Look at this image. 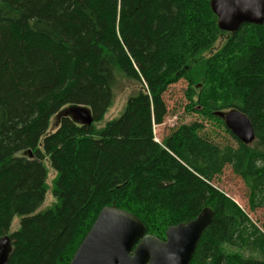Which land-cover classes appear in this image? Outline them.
I'll return each instance as SVG.
<instances>
[{"label": "trees", "instance_id": "obj_1", "mask_svg": "<svg viewBox=\"0 0 264 264\" xmlns=\"http://www.w3.org/2000/svg\"><path fill=\"white\" fill-rule=\"evenodd\" d=\"M210 2L0 0V238L12 241L8 264H70L107 207L134 215L160 240L210 208L190 264H264V233L216 187L230 167L250 209L264 208V24L223 30ZM224 35L223 47L201 58ZM123 79L139 89L99 127ZM180 82L185 109L198 119L157 142L164 96ZM74 108L93 123L75 121ZM231 111L251 121L253 143L226 127L222 115ZM220 130L234 144L218 140ZM46 162L56 172L55 204L43 210Z\"/></svg>", "mask_w": 264, "mask_h": 264}, {"label": "water", "instance_id": "obj_2", "mask_svg": "<svg viewBox=\"0 0 264 264\" xmlns=\"http://www.w3.org/2000/svg\"><path fill=\"white\" fill-rule=\"evenodd\" d=\"M211 9L223 30L235 31L243 24H264V0H211ZM75 121L91 125L86 109H72ZM226 127L244 144L255 140L251 121L238 111L222 115ZM214 211L205 208L193 221L167 230L166 240L147 234L134 215L104 208L84 238L70 264H190L202 234L211 224ZM9 236L0 238V264H8L12 254Z\"/></svg>", "mask_w": 264, "mask_h": 264}, {"label": "rangeland", "instance_id": "obj_3", "mask_svg": "<svg viewBox=\"0 0 264 264\" xmlns=\"http://www.w3.org/2000/svg\"><path fill=\"white\" fill-rule=\"evenodd\" d=\"M225 40H227V36L224 35L220 38V41L214 46V48L210 52L204 54L201 58L206 59L215 54L223 47ZM138 87L139 86H137L135 83H132L125 79L120 82L113 105L105 115L104 120L99 124V127L104 126L106 122L111 121L122 114L126 106L127 100L139 89ZM186 89L187 83L180 82L176 85H173L164 96V100L168 108V115L162 125H154L153 131L155 141L162 142V139L169 134V130L174 126H177L178 124L190 123L198 119L196 114L189 113L185 109L186 105L188 104L185 97ZM71 110H69V112L72 114ZM78 122L82 124L81 121ZM208 127L212 128V126ZM216 138L218 140L224 141V143H226V141L228 140L230 143L234 144V142L224 133L223 130H220V132L217 133ZM46 168L48 171V178L46 182L47 194L45 202L41 207V209L43 210L51 208L55 204V198L53 196L52 190L53 183L56 178V172L50 167V164L48 162H46ZM216 185V187L220 191L224 192L235 203H237L240 208H242V210L251 219L253 224L261 232L264 233V208H258L255 211H252L250 209L248 191L243 181L233 174L232 169L230 167L225 168L222 177L219 179ZM18 227L19 218H16L12 224L10 231L14 232L17 230Z\"/></svg>", "mask_w": 264, "mask_h": 264}, {"label": "bare ground", "instance_id": "obj_4", "mask_svg": "<svg viewBox=\"0 0 264 264\" xmlns=\"http://www.w3.org/2000/svg\"><path fill=\"white\" fill-rule=\"evenodd\" d=\"M255 132V131H254ZM7 236V235H6Z\"/></svg>", "mask_w": 264, "mask_h": 264}]
</instances>
